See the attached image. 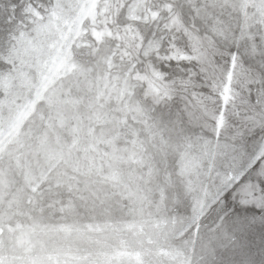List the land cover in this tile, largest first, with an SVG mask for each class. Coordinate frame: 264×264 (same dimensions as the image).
Masks as SVG:
<instances>
[{
    "label": "snow or ice",
    "instance_id": "1",
    "mask_svg": "<svg viewBox=\"0 0 264 264\" xmlns=\"http://www.w3.org/2000/svg\"><path fill=\"white\" fill-rule=\"evenodd\" d=\"M0 264H264V0H0Z\"/></svg>",
    "mask_w": 264,
    "mask_h": 264
},
{
    "label": "rangeland",
    "instance_id": "2",
    "mask_svg": "<svg viewBox=\"0 0 264 264\" xmlns=\"http://www.w3.org/2000/svg\"><path fill=\"white\" fill-rule=\"evenodd\" d=\"M259 225L256 226V229L253 230L254 232V240H248L247 235L243 238V243L246 245V252L245 255L253 260H257V258L261 254V240L258 234ZM247 249H250L248 251Z\"/></svg>",
    "mask_w": 264,
    "mask_h": 264
}]
</instances>
